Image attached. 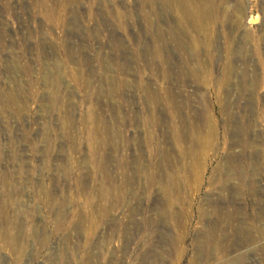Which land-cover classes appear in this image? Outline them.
I'll use <instances>...</instances> for the list:
<instances>
[{"label":"rangeland","instance_id":"rangeland-1","mask_svg":"<svg viewBox=\"0 0 264 264\" xmlns=\"http://www.w3.org/2000/svg\"><path fill=\"white\" fill-rule=\"evenodd\" d=\"M0 264H264V0H0Z\"/></svg>","mask_w":264,"mask_h":264},{"label":"bare ground","instance_id":"bare-ground-1","mask_svg":"<svg viewBox=\"0 0 264 264\" xmlns=\"http://www.w3.org/2000/svg\"><path fill=\"white\" fill-rule=\"evenodd\" d=\"M253 21V20H252Z\"/></svg>","mask_w":264,"mask_h":264}]
</instances>
